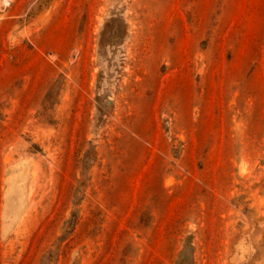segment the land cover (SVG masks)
<instances>
[{"label":"rangeland","instance_id":"obj_1","mask_svg":"<svg viewBox=\"0 0 264 264\" xmlns=\"http://www.w3.org/2000/svg\"><path fill=\"white\" fill-rule=\"evenodd\" d=\"M0 264H264V0H0Z\"/></svg>","mask_w":264,"mask_h":264},{"label":"bare ground","instance_id":"obj_2","mask_svg":"<svg viewBox=\"0 0 264 264\" xmlns=\"http://www.w3.org/2000/svg\"><path fill=\"white\" fill-rule=\"evenodd\" d=\"M11 189H12V188H11ZM11 189H10V190H11ZM9 200H10V195H9Z\"/></svg>","mask_w":264,"mask_h":264}]
</instances>
